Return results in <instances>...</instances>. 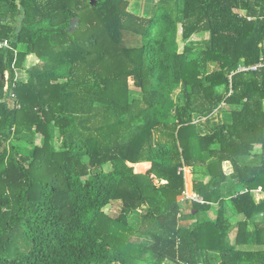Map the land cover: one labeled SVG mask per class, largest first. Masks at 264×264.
<instances>
[{"label":"trees","instance_id":"trees-1","mask_svg":"<svg viewBox=\"0 0 264 264\" xmlns=\"http://www.w3.org/2000/svg\"><path fill=\"white\" fill-rule=\"evenodd\" d=\"M0 38V264H264V0H0Z\"/></svg>","mask_w":264,"mask_h":264},{"label":"rangeland","instance_id":"rangeland-1","mask_svg":"<svg viewBox=\"0 0 264 264\" xmlns=\"http://www.w3.org/2000/svg\"><path fill=\"white\" fill-rule=\"evenodd\" d=\"M130 1V10L133 13H136L138 15H142V16H148L150 14V8L152 7L153 3L156 0H129ZM77 28V27H76ZM75 28V29H76ZM207 39V35H193L190 38V41L195 43L196 47H203L206 43ZM179 44H180V50H182L183 48V41L179 40ZM37 60H34L33 63H36ZM179 94V90H175L174 91V96H177ZM209 124H213V123H220L222 121H229L230 120V112L228 109H225V107L223 106L221 109H219L218 111H215L210 117H209ZM195 121H199L202 122L205 121L204 118L201 119H195ZM55 141H54V145L56 148H58L60 146V143L57 139L58 137V132L55 130ZM36 144L40 145L42 143V137L40 135L36 136V140H35ZM228 165H224L225 171H227ZM105 169L109 170L110 169V165H106ZM197 178L202 179V176L197 175ZM205 179V178H204ZM264 197V196H262ZM261 198V197H260ZM121 202L120 201H112L110 202L105 208L104 210L106 211L107 214L110 215H116L119 210L121 209ZM227 207V206H226ZM233 209H231V207H227V213L228 215H231L230 211L232 212ZM216 214V208H212L209 212L204 213H198L196 214L192 219H200V220H205L207 218H211L214 217ZM239 219V215H237L236 213H232L231 215V220L236 222ZM189 221H186V223H188Z\"/></svg>","mask_w":264,"mask_h":264},{"label":"built area","instance_id":"built-area-1","mask_svg":"<svg viewBox=\"0 0 264 264\" xmlns=\"http://www.w3.org/2000/svg\"><path fill=\"white\" fill-rule=\"evenodd\" d=\"M5 48H11L9 39L0 38V49H5ZM262 64L263 63H259V64H255V65H249V66L240 65L238 67L237 71L255 70L258 67L262 66ZM255 191H260V188H258L257 190H254L253 192H255ZM184 198L185 199H192V200L197 201V202H203L202 198L199 197L198 195H188L187 193H185Z\"/></svg>","mask_w":264,"mask_h":264},{"label":"crops","instance_id":"crops-1","mask_svg":"<svg viewBox=\"0 0 264 264\" xmlns=\"http://www.w3.org/2000/svg\"><path fill=\"white\" fill-rule=\"evenodd\" d=\"M20 49L21 50L24 49V46L20 45ZM34 60H37L36 63L38 62L37 56H35L34 54L28 55L26 58L24 67L22 69L15 70V77L17 80L23 81V82L27 80L28 78L27 69L35 64V62L33 63ZM258 193H261V195H264V192L262 191H258ZM261 198H264V197H261Z\"/></svg>","mask_w":264,"mask_h":264},{"label":"water","instance_id":"water-1","mask_svg":"<svg viewBox=\"0 0 264 264\" xmlns=\"http://www.w3.org/2000/svg\"><path fill=\"white\" fill-rule=\"evenodd\" d=\"M92 4H94V0H92ZM79 18L75 17L72 18L69 22V25L67 27L68 31H73L78 26Z\"/></svg>","mask_w":264,"mask_h":264}]
</instances>
